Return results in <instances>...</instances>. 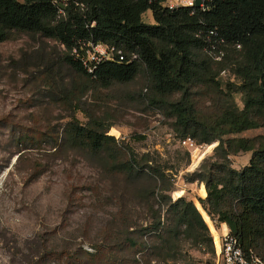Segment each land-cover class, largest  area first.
Returning <instances> with one entry per match:
<instances>
[{"label": "trees", "instance_id": "trees-1", "mask_svg": "<svg viewBox=\"0 0 264 264\" xmlns=\"http://www.w3.org/2000/svg\"><path fill=\"white\" fill-rule=\"evenodd\" d=\"M164 1L0 0V42L17 31L59 41L65 47L60 61L72 78L61 84L47 75V82L62 89L61 102L74 106L63 128L65 145L97 159L110 173L138 184L149 181L148 188L161 198L150 225L131 228L134 222L125 215L119 222L121 233L111 237L114 244L82 249L88 264H132L136 252L151 248L146 234L155 237L153 253L164 259L177 258L184 239L214 252V240L217 248L220 243L213 219L226 222L245 248L264 257V134L222 141L215 157L203 160L194 174L206 197H194V202L181 195L173 200L164 192L172 181L161 166L138 158L126 144L127 156L120 157L118 140L108 133L112 122L92 112L86 122L76 115V109L84 110L81 102L89 90L130 82L143 71L149 103L173 116V126L183 136L211 143L226 133L264 127V0L174 6ZM148 9L154 22L143 19ZM91 42L115 47L93 72L81 60ZM226 70L235 79H224ZM236 92L243 94V107L235 103ZM241 150L253 154L248 164L236 168L230 155ZM162 205L167 206L164 220Z\"/></svg>", "mask_w": 264, "mask_h": 264}, {"label": "rangeland", "instance_id": "rangeland-1", "mask_svg": "<svg viewBox=\"0 0 264 264\" xmlns=\"http://www.w3.org/2000/svg\"><path fill=\"white\" fill-rule=\"evenodd\" d=\"M143 19L154 22L153 11L146 10ZM64 49L51 37L25 31L0 42V264H88L82 249L114 244L111 237L121 233L119 222L125 215L134 222L131 228L150 225L161 203L148 188L149 181L138 184L124 174L110 173L97 159L65 145L63 128L74 106L61 102L62 89L47 82V75L61 84L72 78V71L60 61ZM221 74L235 79L229 70ZM146 78L142 71L130 82L89 90L82 98L84 110L76 109V115L86 122L92 112L104 116L105 123L112 122L108 133L118 140L120 157L127 156L126 144L138 158L161 166L172 181L164 192L173 200L181 194L192 200L204 196L194 177L203 160L214 158L227 138L264 134V127L217 136L218 143L209 152L205 151L214 141L200 143L202 153L192 159L181 130L173 126L174 117L149 103ZM234 100L243 107L241 92ZM252 154L241 150L230 155L232 165L241 168ZM157 191L161 192L158 186ZM166 209L161 206L163 220ZM213 221L217 234L227 224ZM146 241L151 248L141 259L136 252L132 264H211L216 258L215 248L212 252L184 239L178 257L164 259L153 253L155 237L148 235Z\"/></svg>", "mask_w": 264, "mask_h": 264}, {"label": "built area", "instance_id": "built-area-1", "mask_svg": "<svg viewBox=\"0 0 264 264\" xmlns=\"http://www.w3.org/2000/svg\"><path fill=\"white\" fill-rule=\"evenodd\" d=\"M56 1L61 2V0H56ZM62 1H67V0H62ZM178 4L193 5L195 4V0H177V3L175 5ZM114 49H115L114 46H110L103 42H97V43L91 42L90 47L86 50V53L81 55V60L85 65V67L88 69V71L93 72L97 64L101 60L110 58L112 56ZM121 58H123V56H121ZM182 141L185 144L186 148L192 154V159H194L195 156H198L202 153V149L204 148L203 144L198 143V141L192 135L188 134L183 136ZM198 164L199 162L197 163V165ZM205 197L206 196L199 195V200L200 198L204 199ZM147 237L148 234L145 235V239H147ZM214 243L216 250V258L215 261L211 264H264V257L259 255L251 247L245 248L240 240V236L236 233H233L227 224H225L223 230L220 231L219 249L216 247L215 240ZM142 253L143 252L140 251L137 255L139 259H141ZM154 264H170V263L155 262ZM197 264H209V263L207 261H200Z\"/></svg>", "mask_w": 264, "mask_h": 264}, {"label": "water", "instance_id": "water-1", "mask_svg": "<svg viewBox=\"0 0 264 264\" xmlns=\"http://www.w3.org/2000/svg\"><path fill=\"white\" fill-rule=\"evenodd\" d=\"M203 0H195L196 5H200Z\"/></svg>", "mask_w": 264, "mask_h": 264}, {"label": "bare ground", "instance_id": "bare-ground-1", "mask_svg": "<svg viewBox=\"0 0 264 264\" xmlns=\"http://www.w3.org/2000/svg\"><path fill=\"white\" fill-rule=\"evenodd\" d=\"M207 151H208V152H209V151H211V148H210V146H208V148L206 149V151H205V152H207ZM217 235H218V238H219V235H220V233H218Z\"/></svg>", "mask_w": 264, "mask_h": 264}]
</instances>
